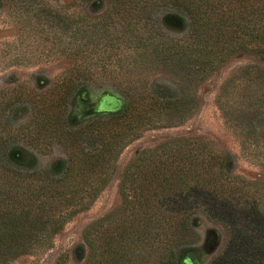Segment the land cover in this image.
I'll return each instance as SVG.
<instances>
[{
	"label": "trees",
	"instance_id": "trees-1",
	"mask_svg": "<svg viewBox=\"0 0 264 264\" xmlns=\"http://www.w3.org/2000/svg\"><path fill=\"white\" fill-rule=\"evenodd\" d=\"M39 1L0 0V9L6 2ZM110 2L111 10L105 19L90 22L49 8L45 17L58 22L71 43L81 44L82 38L106 35L111 37V46H119L124 36H136L134 49L144 47L140 55L145 59L155 57L182 70L192 66L211 70L238 53L264 54V0ZM141 23L158 29L152 32L153 28H147L138 34ZM178 28L186 29L180 37L162 31ZM238 72L225 85L219 105L226 111V97L234 80L246 81L250 93L240 111L242 121L251 122L254 114L264 115V69L248 65ZM69 88L54 106L39 108L40 115H44L39 129H58V120L51 118L63 112ZM109 101L113 109L107 118L95 119L73 132L70 161H63L49 172L33 170L16 179L18 172L23 174L19 169L30 163L23 160V150L16 144L6 151L14 175L5 177L7 200L0 202V261L26 251L30 241L51 225L56 233L70 209L95 199L107 180L92 176L108 172L115 147L137 135V125L151 112L173 110L183 116L194 103L186 95L176 100L154 95L147 100H131L124 106L120 99ZM85 129H96L98 146L83 148L77 144ZM262 143L264 147V136ZM261 152L264 155V150ZM230 164V154L202 139L173 141L138 153L121 184L128 212L117 226L105 229L101 244L99 224L89 226L85 238L90 253L85 264H132L157 256L155 264H264V184L232 175ZM201 218L220 223L228 234L224 247L209 261L195 246Z\"/></svg>",
	"mask_w": 264,
	"mask_h": 264
},
{
	"label": "rangeland",
	"instance_id": "rangeland-1",
	"mask_svg": "<svg viewBox=\"0 0 264 264\" xmlns=\"http://www.w3.org/2000/svg\"><path fill=\"white\" fill-rule=\"evenodd\" d=\"M110 3V0L88 3L40 0L33 4L6 2L0 9V202L7 197L5 177L14 175L6 157L13 144L23 150V160L30 163L19 169L23 174L18 172L15 175L18 179L33 170L49 172L63 161H70L72 133L95 119H106L113 109L109 98L120 99L124 106L131 100H147L154 95L172 100L186 95L194 100L193 107L183 116L173 110L151 112L152 117L137 125V135L129 136L115 147L108 172L92 176L95 180H107L95 199L70 209L67 220L56 233L51 225L30 241L26 251L7 256L0 264H85L90 253L85 238L89 226L99 224L98 244H101L105 229L117 226L128 212L121 187L128 166L138 153L169 142L206 140L231 155L232 175L264 184L261 152L264 115L254 114L251 122L242 121L240 108L247 103L250 93L246 81L234 80L235 85L226 97V111L219 105L225 85L239 75L242 67L256 65L264 69V54L238 53L211 70L195 66L182 70L155 57L145 59L140 55L144 47L134 49L136 36H124L119 46H111V37L106 35L82 38L81 44L71 43L62 26L45 17L49 8L90 22L105 19L111 10ZM147 28H153L154 32L158 26L143 27L141 23L138 34ZM185 30L162 31L180 37ZM68 88L71 92L63 112L58 118H51L58 120V129H39L44 116L39 108L54 106ZM96 132L85 129L77 144L83 148L98 146ZM197 231L195 246L201 257L209 261L224 247L227 231L220 223L205 218L199 221ZM158 258L132 264H155Z\"/></svg>",
	"mask_w": 264,
	"mask_h": 264
}]
</instances>
